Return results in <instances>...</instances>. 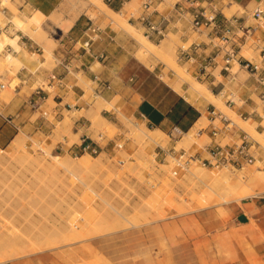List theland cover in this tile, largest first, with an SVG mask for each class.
<instances>
[{"label":"rangeland","instance_id":"rangeland-1","mask_svg":"<svg viewBox=\"0 0 264 264\" xmlns=\"http://www.w3.org/2000/svg\"><path fill=\"white\" fill-rule=\"evenodd\" d=\"M103 1L107 3L106 0ZM143 1L144 0H136L135 6L130 5V11L127 10V19L133 24L134 30L145 34L141 25L134 19H130L131 13H133L135 16L140 13ZM174 1L175 0H163L161 2H157L156 7L161 12H165L170 9ZM261 2L264 5V0H261ZM224 3L225 5L223 11L227 15H231L235 12L241 13L244 11L249 15L251 14L250 12L252 10L246 11L239 4H235L231 0H224ZM21 4L22 2L20 0H8L6 1L5 5L0 4V10H9V12L2 13L0 25L4 27L6 22H9L11 25L8 31L5 28L1 30L0 36L3 34H7L9 36H18V43L23 49L27 51L28 57H30L31 54H35V61L26 65V67L33 72H41L44 69H48L50 71L58 61L57 53L61 50L59 38H61L62 33H65L69 28L59 27L54 21V17L57 14L63 18L76 15L75 19L81 17V19L88 21V18L90 17L88 13L89 11H93L96 14L94 17H91L92 20L102 29L106 31H112V35L116 36V48L118 49V54H120V56L114 65V69L119 73L124 74L126 79L128 77L139 79V75L142 74L145 78L146 84L151 87L159 83L163 87L180 94L174 90L170 84L172 81H176L181 84L184 90H191L190 84L180 78V76L177 74L178 70L176 68L172 69L170 67V61L174 59L178 66H180L179 68L185 72L188 71L194 79L203 83L215 94H217L219 89L223 87L221 83H218V81H223L225 83V90L234 92L236 105L229 107L226 104V97L222 95L224 90L221 93V99L219 101L222 103H215V105L218 109L223 110L229 117H231L237 123V125L230 133H227V135L221 139L222 143L237 140L238 131L240 130L239 128L246 129L260 143L257 145L256 149V156L259 161L257 160L254 164L247 165L245 169L230 168L234 172V179H236L237 175L243 176V172L251 167H255L259 172H263L264 98L258 96L255 93L252 94V98L255 102L254 109L262 116L261 120L256 119L252 114H249V112L246 111H243V117L239 115V112H241L239 108H241L246 103V101H244L245 97L242 95L244 87L246 86L245 84H250V82H247L246 80L249 75L247 71L240 69L238 63L235 62L232 72H235L234 75L236 78L232 81H228L225 77L220 75V66H218L214 70V74L216 75L215 85L211 82V78H197L194 67L189 62L178 59L179 47L187 46L196 39L208 41V38L205 34L194 31L190 26V29L187 31L186 38H183L180 32L173 29L167 30L164 36H159L157 38L148 37L157 44L161 45L158 50L148 55V62L146 65L134 55L139 48V42L136 41L132 36L131 32L133 31L124 29L116 23L110 22L105 14L104 8H102L100 11L98 10L100 8L94 4H88V6H84L83 0H61L57 8L51 14L46 15L40 9L29 8L28 12L22 11L20 7ZM124 4L126 5L127 3ZM121 7L116 9H120ZM35 14H39L41 17V30L39 31V34L43 35V37L39 38V40L30 38L28 34L16 26V22H18L17 20L26 19L28 16H33ZM252 21H254V19L249 17V22ZM176 25L179 28H182L185 25V22L181 20L177 22ZM263 25L264 19L261 21L260 27L257 29V33L248 37L247 41L244 43L246 46L251 47V50L256 51V55L252 60L258 63L263 59V51H261L262 47L264 46ZM20 31L27 35L36 44H38L37 47H39L40 50L33 49L30 51L28 48H25L20 42ZM47 36L50 37L52 41L51 53H47L44 47V38ZM168 44H170L171 47H168ZM8 46L14 48L12 45L7 44L3 50V53L12 52L7 50ZM243 46L244 45H242L241 49ZM23 66L25 65H23L15 57L5 62L0 61V83L3 82L7 85L5 89H0L1 97L6 98L8 95L13 93V88L19 82L15 76L16 70H19ZM75 76L77 77V85L82 88L79 99L76 100L74 91L70 89L69 93L65 95L64 101L62 103L65 104L66 102H70L71 106L67 107L70 110L68 111L66 107H63L61 116H55L56 111L54 108L57 103L54 100V97L56 94H59V89L57 87L49 88V97L43 106L44 109L48 110L47 117L51 122L50 128L48 129L49 131L31 132L20 129L17 132L18 135L23 137V146L20 151L25 150L30 153V155L37 158H46L48 155L45 150L49 149L53 153L65 155V157L69 156V158H75L76 155L68 150V146L74 142L79 143L80 135L86 130L89 135L101 145L99 153L101 151L104 152V157H102L104 165L80 166L70 168V170L59 169L52 171L45 170L41 166L31 165L29 159L22 157L18 160H13L11 163L0 165V229H3L5 227L4 225H10L11 228H13L10 232H13V230L15 231L19 228L27 227L23 219L30 216L37 222L46 221L47 218L50 219L56 215L80 218L86 214L85 210L88 208V204H91L93 200V203H95L97 206H107L106 208L110 209V211L114 214H116V210H120L123 213V215H119L118 218L120 223L117 221L115 223L117 225L114 224L113 226L112 224L108 227L110 230L113 228L112 232H108L109 230L107 228L108 231L106 230L104 233L102 232L103 234L101 235L53 248H67L69 251L74 252L76 244L90 239L104 238L108 240V243L115 244L117 243V239L121 238V234L127 235V233H130L132 234L130 237L136 238L137 233L139 232L145 233L147 238H151L152 236H148V234L157 231V227L160 222L170 221L172 219L188 215H199L203 217V220L206 222L213 220L215 221V225L208 230L212 232L223 231L229 227V223L231 227L234 226L232 210L234 208V203L241 205V201H256L259 206L255 209L258 212L259 217L264 219V192L258 194L260 195L259 197L251 196L244 198L241 201L232 202L218 201L204 207H201L200 204L198 205V203L195 201H191V195L187 189V186L189 185H186V181H182L185 180L184 178L186 172L189 169H194L197 166H200L208 172L217 171L222 168H211L202 166L199 163H192L189 169L178 171L179 173L176 176L180 179H176L171 174V170L176 169L174 155L179 154L183 149L192 154L196 153L197 151H202L204 145L211 140L210 115L208 113L210 108L208 110H205L204 108V106L207 104L211 107V102L209 100L203 98L202 96H198L197 99L188 101L195 107H198L201 111L199 116H203V119L195 122L196 124H194L195 128H203V131L200 132L202 134L199 135V130L196 131V133L194 132V139L191 144L188 145L186 143V139L183 137V134L178 136L172 134L170 135L169 131L166 132L160 128L159 129L163 132L164 138L160 144H158L154 143L153 141H149L146 135L144 139H141V129H144L147 133H149L150 131H148L147 128L155 129L156 127L154 128L151 125L148 126L144 120L127 111L125 105L122 102V94L118 93L111 97H107L102 95L100 92H96V83L93 82L87 75H85L81 69L75 73ZM38 79L39 81L37 84L45 83L46 85L48 82V79H43L40 76ZM37 84H35L33 87H36ZM73 84V81L69 82L70 86ZM101 106L106 108H100L96 113L97 107ZM251 109L252 108H249V110ZM39 115L40 112L36 111L32 115V120L37 118ZM250 117L254 119V127L260 131L261 134H254L252 130L248 128V125L244 119H248ZM78 120H84L86 125L84 127L78 125ZM73 132L77 133L74 134ZM197 140L199 141L198 143H201L200 140L202 143L198 144ZM115 141L123 143V147L120 149L114 147ZM59 142L64 143L63 150L55 149ZM158 145H162L165 148H170V152L175 149V152L172 154L173 156L169 155L166 157V159H164V157L156 156V152L159 150L157 147ZM0 151L4 154H6V152H11V142L7 145L0 146ZM83 153L86 152L79 153L78 156ZM99 153L90 154L96 156ZM162 164H170L168 168L170 169V172L166 171ZM172 164L174 165L172 166ZM172 188L173 190H171ZM173 191L180 195L176 196L174 193V197ZM165 192H171V194H166L168 204L165 203L166 207L171 208V213L167 214L164 218L158 219V209L156 210L154 208L155 210L153 209L154 211H151L149 214L150 217L149 215H145L150 222L146 221V217L142 215V220L145 221L141 220L143 223H140L139 219H141V215H139L138 219L135 215L137 214L135 209H132V203H140L145 201V198H147L149 195H162ZM147 193L149 194L147 195ZM100 195L103 198H107L105 200H108L109 203L102 199ZM170 195H173V198H170ZM176 197L178 198L175 199ZM150 198L148 197L146 201ZM84 199L86 201L87 199L91 201L87 204ZM125 199H127V201L129 200V202L127 203ZM180 199L182 200L180 201ZM97 200L99 202L102 200L100 202L101 205H99L100 203ZM103 200L105 202H103ZM122 200H125L126 202L123 203ZM187 200L190 202V204L188 203L190 210L188 207H186ZM115 201L117 202L115 203ZM180 202H184V204H181ZM103 203L107 204L102 205ZM126 203L127 205L131 204L130 206L132 207L130 208L127 205H123ZM95 204L93 205L96 206ZM183 206L185 207L181 208ZM65 207L68 209L67 212H65ZM128 208L134 211L133 212L131 210L132 214L135 215L134 217L131 215V212L128 211ZM161 210L163 209H160V211ZM59 211L60 213L58 215ZM154 215L157 216L156 218L158 220L156 219L154 221ZM129 217H132L133 220H131L132 218ZM135 217L137 218V221H135ZM127 219H129V221ZM199 220L202 221L201 219ZM136 222H138V225H135ZM122 225L126 227H123ZM118 226H120L119 229H117ZM181 226L183 230L188 228L186 222L181 224ZM201 228L202 227L200 226L195 230L201 231ZM256 229L259 232V238L257 242L255 241L251 243L249 240H247L245 236L246 233H243L242 235V256L241 260L238 259V262L241 264H264V225H256ZM158 248V261L162 264H196V259H199L198 257L195 258V254L193 255L190 252V254L187 256H176L175 252L171 251V247L168 241L164 239V236L162 237Z\"/></svg>","mask_w":264,"mask_h":264},{"label":"crops","instance_id":"crops-1","mask_svg":"<svg viewBox=\"0 0 264 264\" xmlns=\"http://www.w3.org/2000/svg\"><path fill=\"white\" fill-rule=\"evenodd\" d=\"M20 1L22 2L20 6L22 11L28 12L29 8L40 9L46 15H49L57 8L61 0ZM161 1L163 0H156V3ZM201 1H214L222 10L225 5L224 0ZM234 1L246 11L252 10L261 2V0ZM109 5L114 9L123 6L120 0H114V3ZM4 11L5 13L9 12L8 9ZM171 14L174 16L173 21L176 20L177 15L173 14L172 10ZM155 16L158 17V15ZM182 21L185 22L182 28L174 24L176 21L172 22L169 28L180 32L181 36L186 38L190 26L187 20L182 19ZM87 23L88 21L78 17L72 26L65 33H62V37L59 38L61 50L57 53L58 59H73L74 63L81 64V69L92 81L94 74H98L104 81H109L111 87L100 89V93L107 97L118 93L122 94V102L127 111L144 120L148 126L157 127L166 132L170 131L175 125L183 131H187L193 127L201 111L198 107L189 103L182 95L163 87L159 83L152 87L147 85L142 74L139 75V79H135L134 77L126 79L124 74L114 69V65L118 61L120 54H118L119 52L116 48V36L112 35V31L102 29L101 38L94 42L92 46L94 52L105 50L108 55L107 59H94L90 53L83 50L75 51L73 49V53H70L68 50L73 46L74 41L82 36ZM0 27L2 26L0 25ZM10 27L11 25L7 23L6 30L8 31ZM19 33L21 36L20 42L25 48H28L30 51L33 49L37 50L38 44L21 31ZM52 71L62 74L64 73V68L62 65H57L50 71L44 69L37 73L31 71L26 66L16 70L15 76L19 82L13 88V93L6 98L0 96V146L10 143L20 129L31 132L49 131L51 122L48 119L38 116L32 120V115L36 110L32 109L27 101L33 94L34 89L40 85L37 84L39 81L38 77L49 79ZM76 80L77 77L67 74L64 78V84L57 87L59 94L56 95L54 100L57 103L58 116H61L63 107L67 108L68 104H70V102L62 104L65 95L69 93L70 89L74 91L76 100L81 96L82 88L77 85ZM246 80L250 82L249 85L245 84L246 86L242 93L246 103L239 110L249 112L256 119L261 120L262 116L254 109L255 102L252 98L253 93L257 94L254 89V80L252 77ZM70 81L74 83L71 86L69 85ZM2 84L4 83H0V89H5L7 85L4 84L1 87ZM35 84L37 86L33 87ZM48 93L50 92L48 91ZM204 108L208 110L210 105L207 104ZM249 108L252 109L249 110ZM77 123L82 127L86 125L84 120H78ZM83 139L87 141L95 140L86 130L80 135V140ZM255 196L259 197L260 195ZM242 199L233 201H241ZM240 204L234 203L232 210L234 226L231 227L229 223V227L223 231L212 232L208 230L215 225V221L213 220L206 222L199 215H188L160 222L157 231L148 234V236H152L151 238H147L145 233L139 232L136 238L130 237L132 235L130 233H127V235L121 234V238L117 239V243L115 244L108 243V240L104 238L90 239L76 244L74 252L69 251L67 248L53 249L61 246L59 245L13 257L0 262V264H84L85 261L89 260H95L98 264H162L158 261V245L163 236L176 256L182 257L190 253L195 254V258H199L196 259V264H241L238 262V259L241 260L242 256L241 239L243 233H246V239L251 243L257 242L259 232L256 229V225H264V219L259 217L255 209L259 206L256 201H241ZM184 222L188 225L186 230H183L181 226ZM200 226L202 230L196 231L195 229Z\"/></svg>","mask_w":264,"mask_h":264},{"label":"bare ground","instance_id":"bare-ground-1","mask_svg":"<svg viewBox=\"0 0 264 264\" xmlns=\"http://www.w3.org/2000/svg\"><path fill=\"white\" fill-rule=\"evenodd\" d=\"M6 1L8 0H1L0 4L5 5ZM231 1L237 4L234 0H231ZM126 3H127L126 4L127 6L124 4L120 9H114L113 7L105 3L103 0H83L84 6H88V4H94L98 8H100L98 9L100 11L102 8H104L105 14L110 22L116 23L117 25H119L120 27L124 29L133 31L131 32L132 36L135 38L136 41L139 42V48L137 49L134 55L142 63H145L147 65L148 55L158 50L161 44H157L155 41L148 38L142 32L134 30L133 24L127 19V10H129L130 5L135 6L136 0H129ZM4 12L5 11L3 9L0 10V21L2 18V13ZM88 14L90 15L89 18H91V17H94L96 13L93 11H89ZM54 18H55L54 21L58 24L59 27L70 28L72 24L74 23L76 15L72 17L63 18L62 16L57 14ZM17 21L18 22H16V26H18L23 32L28 34L30 38L34 40H39V38L43 37V35L39 34L40 33L39 31L41 30V26H40L41 17L39 14H35L33 16L30 15L26 19L17 20ZM44 43H45L44 47H45L46 52L51 53V43H52L51 38L48 36L45 37ZM7 44L12 45L14 47L13 48L14 51L3 53V50ZM167 46L171 47L170 44H168ZM240 53L241 55L247 58H250V59H253L256 55V51L251 50V47L246 46L245 44L243 48L240 50ZM13 57L18 59L25 66L28 65V63L30 62H34L36 58L35 54H31V56L28 57L27 51L23 49L21 45L18 43V36H9L7 34H3L2 36H0V61L5 62L8 60H11ZM170 67L172 69L176 68L178 70L177 74L180 76V78H182L184 81H187L190 84L191 90H184L180 83L176 81H172L170 83L173 89L179 92L187 101H191L192 99H197L198 96H202L203 98L209 100L214 105L215 103H222L219 101L221 99V93L223 92V90L222 92H219L217 94L213 93L203 83L194 79L188 71L185 72L184 70L179 68L180 66H178V64L176 63L174 59L170 61ZM100 108H106V107H102V106L97 107L96 113L98 112ZM67 110L69 111L70 109L67 108ZM219 110L224 112L221 109ZM201 119H203L202 115L199 116L196 122H198ZM244 121L247 123L248 128H250L254 134H261V132L258 131L254 127L253 118L250 117L248 119H244ZM233 122L236 123L234 120ZM194 128L195 126L193 125V127H191L189 130H187L186 132L183 131L182 133L188 145L191 144L194 139V132L196 133V131L201 129V127H198V128H195V131H194ZM147 129L148 131H150L149 133H147L144 129H141L142 130L141 139H144L146 135L149 141H153L154 143L160 144V142L164 138L163 132L157 127L155 129H150V128H147ZM242 130H244L250 136L253 137V135L249 133L246 129L242 128ZM73 133L75 134L77 132H73ZM201 134L202 133L199 132V135ZM198 142L199 141L197 140V143ZM200 142L202 143L201 140ZM201 143H198V144H201ZM22 146H23V137L21 135L16 134L15 137L12 138V141H11L12 151L6 152V154L0 151V165L11 163L13 160H18L21 157L29 159L31 165L41 166L45 170H52V171H56L59 169L70 170V168L80 167V166H92V165L103 166L104 165V162L102 159V157H104L103 151H101L96 156L91 155L90 153L86 152L79 156L77 155L75 158H69V156L65 157V155L53 153L49 149L45 148L46 149L45 151L47 152L48 157L37 158V157L30 155V153H28L25 150L20 151L22 149ZM171 156L173 155L171 154ZM162 165L166 171L170 172V169H168L170 164H162ZM173 165L174 164H172V166ZM190 167L191 166L187 167V169H189ZM245 168L246 166L243 168H235V169H245ZM174 170L175 169L171 170V174L176 179H180L176 176L179 172L175 174ZM233 173L234 172L228 167L222 168L217 171L208 172L204 170L203 168H201L200 166H197L194 169L192 168L189 169L185 174V178H184L185 180H182L183 177L181 178V180L186 181V185H189L187 186V189L191 195V201L192 202L195 201L196 203H198V205L200 204L201 207L208 206L211 203L213 202L215 203L218 201L229 202L233 200H240L242 198L249 197V196H255V195H258L264 192V170L263 172H259L257 171L255 167H251V168L246 169L243 172V176L237 175L236 179H234ZM171 190H173V188ZM167 193L171 194V192L170 193L165 192L162 195H159V194L158 195L152 194L151 196L149 195L148 197L149 198L151 197L149 200L146 201V199H148L147 197L145 198V201L143 202H140V203L133 202L134 203V204L132 203L133 207L130 206L131 205L130 203H129L130 205H127L129 200L127 201V199H125L127 203L123 205H127L130 208L132 207V209H135V212L138 214V215L137 214L135 215L137 216L138 219H139V215H141L140 216L141 219H139L140 223H143L142 221H145V220H142L143 219L142 215L148 216L151 213V211H154L155 209L156 210L158 209V212H157L159 215L158 219L164 218L167 214L171 213V208L166 207V204H168L167 197H166ZM174 193L175 192L173 191V195L175 197L176 193L175 194ZM148 194L149 193H147V195ZM173 195H170V198H173ZM178 195L180 194H176V196ZM100 197L104 200L107 199V198H103L101 195ZM177 198L178 197H176L175 199ZM104 200L103 202L106 201L107 203H109L108 200H105V201ZM125 200H122V202L123 203L126 202ZM181 200L182 199H180V201ZM90 201L89 199H87L86 201L87 204L90 203ZM101 201L102 200H100V202ZM116 202L117 201H115V203ZM184 202L183 203L180 202V203L184 204ZM92 203L88 204L89 206L85 210L86 214L84 213L85 215L81 216L80 218L78 217L73 218L70 216L66 217L63 215H59L60 213L59 211L58 212L59 216L56 215V216H53V218H50V219L47 218L46 221H41V222L35 221V219L32 218L31 216L25 217L23 220H24V223H26L27 227L19 228L15 231L13 230V232H10L13 229L11 228L10 225H4L5 227L3 229H0V262L13 258V257L20 256V255L29 254V253L37 252L43 249H48V248L56 247L59 245L68 244V243H72L75 241H80V240L88 239L91 237H95L97 235H101L107 230V228L110 225L113 224L114 226V224L119 220L118 219L119 215H123V213L120 210H116V214H114L110 211V209L106 208L107 206L106 207L97 206L95 203H93L96 205L94 206ZM107 203H103L102 205H106ZM186 203H187L186 207H188V203L190 204V202H188L187 200ZM99 205H101V203ZM184 207L185 206L181 208H184ZM111 208H112V205H111ZM130 208H128L129 210L128 209L127 210L131 212L132 209L130 210ZM188 208L190 210V207ZM192 208L195 209L194 207ZM160 209H163V210L160 211ZM67 211L68 209L65 207V212ZM131 215L133 217L135 216L132 214V212H131ZM147 216H145L146 221H149ZM154 216L153 217L155 218L154 219L155 221L157 219L156 218L157 216L156 215ZM129 218H132V217H129ZM137 218L135 217V221H137L136 220ZM127 220L129 221V219ZM127 220L125 221L128 222ZM131 220H133V218ZM118 223H120V221H118ZM136 224L138 225V222H136L135 225ZM123 227H126V226H123ZM119 228L120 226H118L117 229ZM112 229L110 230V228H108L109 231L108 230L107 231L112 232L113 231ZM84 264H98V263L95 260H89V261H85Z\"/></svg>","mask_w":264,"mask_h":264},{"label":"built area","instance_id":"built-area-1","mask_svg":"<svg viewBox=\"0 0 264 264\" xmlns=\"http://www.w3.org/2000/svg\"><path fill=\"white\" fill-rule=\"evenodd\" d=\"M106 1L108 4L114 3V0ZM127 1L120 0L123 5ZM171 10L173 14L177 15L176 20H174L176 21L175 25L185 19L194 31L205 34L208 38V41L196 39L189 45L181 46L178 49V59L189 62L194 67L197 78H211V82L215 84L216 75L214 70L220 66V75L228 81H232L236 78L232 69L234 63L237 62L239 67L249 74L247 78H253L257 95L264 98V46L261 49L263 51V59L259 63L240 55L242 45H244L248 37L256 33L261 21L264 19V5L262 2L252 9L250 15L245 11L227 15L214 1L175 0L170 9L161 12L156 7V0H144L140 13L137 16L131 13L130 19H134L141 25L147 37L157 38L164 36L166 31L170 29L169 25L174 22ZM155 15H158V17ZM249 17H252L254 21L249 22ZM7 23L9 22H6L4 27H0V30L6 29ZM101 32L102 28L92 18H88V23L82 36L74 41L73 46L68 51L73 53V49L75 51L83 50L90 53L94 59H107L108 55L105 50L98 52L92 50L94 42L101 38ZM39 49L38 47L37 50ZM7 50L14 51L11 46H8ZM57 65L63 66L64 73L58 74L52 71L47 84L42 83L37 86L27 101L32 109L40 112L39 116L46 119H48V110L44 109L43 106L49 97V88L62 86L67 74L75 76V73L81 69V64L74 63L73 59H58L55 66ZM93 81L96 83V92H100L102 88L111 87L110 82L104 81L98 74H94ZM218 83L223 86L218 93L224 90L222 95L226 97V104L229 107L235 106L234 92L225 90L223 81H218ZM3 86L2 84L1 87ZM68 106H71V104H68ZM54 110L56 111L55 116H58L57 105ZM209 115L211 140L204 145L202 151L192 154L183 149L179 154L174 155L175 174L179 170H187V167L191 166L192 163H199L202 166L211 168H243L254 164L258 160L256 149L260 143L256 139L239 128L237 140L222 143L221 139L236 127V123L212 103ZM239 115L243 117L244 112H239ZM15 126L18 128L17 125ZM202 131L203 128L199 129V132ZM182 133L183 130L177 125L173 126L169 131L170 135L178 136L182 135ZM114 147L120 149L123 147V143L115 141ZM157 147L159 150L156 152V156L164 157V159L175 152V149L170 152V148L160 145ZM55 149L63 150L64 143L59 142ZM100 149L101 145L96 140L87 141L86 139L80 140L79 143L74 142L68 146V150L76 156L82 152L96 154L99 153Z\"/></svg>","mask_w":264,"mask_h":264}]
</instances>
